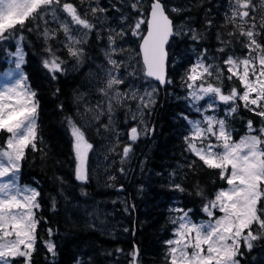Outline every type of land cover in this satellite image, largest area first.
<instances>
[{
  "label": "snow or ice",
  "instance_id": "6c2138e0",
  "mask_svg": "<svg viewBox=\"0 0 264 264\" xmlns=\"http://www.w3.org/2000/svg\"><path fill=\"white\" fill-rule=\"evenodd\" d=\"M184 11L176 0H0V47L9 45L3 48L8 66L0 68V135L4 136L0 142V264H33L40 224L36 213L41 208V192L20 182L27 150L42 151L37 144L42 142L38 91L24 70L26 33H35L42 42L41 65L53 81L58 74L67 75L70 62L78 70L91 59L86 45L93 34L102 45L103 60L96 63V71L87 74L90 87L74 90L75 114L64 116L73 175L83 196L88 195L84 186L92 179L89 161L95 151L87 129L99 124L97 134L103 128L110 137L107 152L117 153L124 134L118 127L117 112L123 111L125 125L133 122L126 132L130 143L117 153L118 171L126 175L124 165L133 144L141 135L155 131L146 117L158 103L159 87L173 83L168 76L169 62L173 67L186 65L180 86L187 110L177 118L183 122L182 141L189 158L178 166L179 172L173 169L168 174L166 187L172 193L199 197L200 212L207 219L196 220L192 208L174 201L168 218L171 236L163 241L165 264H243L258 247L264 256V0H228L216 32L219 47L213 54L199 44L214 20L206 14L203 31L193 27L187 16L177 24L175 17ZM177 37L192 41L185 52L172 51ZM236 44L246 51L238 55ZM188 50L193 55H187ZM61 51L67 59L58 54ZM225 81L230 82L227 90ZM59 92L57 88L53 95ZM241 106L259 117V127L249 119L245 133L236 139L233 122ZM57 107L65 110L63 103ZM105 116L107 123L101 121ZM185 168L191 172L212 170L221 185L210 196L199 181L189 190L176 180L178 175L181 180L187 178ZM107 175L112 183L106 187L116 186V176ZM56 179L60 186L50 198L53 212L58 209V197L69 200L64 178ZM143 189L141 184L139 190ZM123 190L120 184L118 191ZM123 203L125 212L135 211V204ZM73 207L104 224L99 220V208L88 211V205L81 208L79 202ZM87 227L95 229L97 223L87 222ZM47 233L51 237L52 228ZM44 246L54 260L55 243L46 239ZM85 255H77L73 264H93ZM128 256V264H140L135 245ZM253 262L264 264V259L253 256L249 264Z\"/></svg>",
  "mask_w": 264,
  "mask_h": 264
},
{
  "label": "trees",
  "instance_id": "16d2710c",
  "mask_svg": "<svg viewBox=\"0 0 264 264\" xmlns=\"http://www.w3.org/2000/svg\"><path fill=\"white\" fill-rule=\"evenodd\" d=\"M104 2L107 3V0ZM176 3L185 8L184 12L175 17L177 24L187 16L191 18L193 27L203 31L206 14L207 18L214 20V26L207 31L199 47H207L210 54L215 53V49L219 47L216 32L223 23L228 0H176ZM53 43L55 44L54 41ZM191 44L192 41L177 37L172 41V51L185 52ZM7 47L9 45L0 47V68L6 62L3 48ZM101 47L93 34L90 43L86 45L91 59H86L78 70H70V62L67 65L69 69L67 75L58 74V79L53 81L41 65L42 42L37 39L35 33H26L27 63L24 70L29 75L32 87L38 91L40 109L37 122L39 136L42 138V142L37 141L38 148L42 151L27 150L20 174L21 183L32 184L41 192L39 197L41 208L36 213L40 218V224L37 229L33 264H73L74 258L82 253L87 254L84 256L85 259L90 256L93 264H128L130 259L128 253L134 245L139 249L140 264H165L163 241L171 236L168 218L169 208L175 206L174 201L179 200L183 207L192 208L194 210L192 215L196 220L206 218L200 212L202 201L199 197L189 196L187 192L172 193L166 187L168 174L173 169L179 172L178 166L186 163L189 158V154L184 152L182 141L183 122L177 118L178 113L187 110L182 99L185 92L180 86V77L186 65L173 67L171 61L168 76L173 83L159 87L158 103L151 115L146 117L149 120V127H154L155 131L148 136L141 135L133 144L131 157L124 165L127 174L119 173L120 159L114 156L111 174L116 176V186L106 187L107 183H112L108 177L92 173L91 181L84 186L88 195H81L78 182L73 175L74 160L64 116L68 112L75 114L74 90L86 91L89 88L87 74L91 70L90 67L102 59ZM235 51L239 55L246 50L236 44ZM58 54L67 59L65 51ZM187 55L193 54L188 50ZM57 88L60 92L53 95ZM61 103L64 104V111L57 107ZM249 119H253L256 122L255 127H259V117H255L241 106L233 122V127L239 134L245 132ZM129 124L130 122L120 127L125 133V142H128L126 132ZM3 139L4 136L0 135V142ZM101 144L104 145L103 142ZM183 171L187 173V178L181 180L178 175L176 180L189 190H192L193 185L199 181L206 194L210 196L221 185L218 175L212 170L205 168L191 172L185 168ZM56 177L64 178L65 194L69 200L66 202L62 197H58V209L53 212L50 198L57 195L60 186ZM120 184L124 185L123 191H118ZM141 184L144 186L143 191L139 190ZM125 200L129 205L135 204V211H124ZM77 202L81 208L88 205V211L99 208L101 213L99 220H103L104 224L100 225L95 217L89 218L83 211L75 209L73 205ZM91 221L97 223V228L87 227V222ZM48 228L53 230L51 237L48 236ZM125 228L129 231L125 232ZM46 239H51L56 245L57 255L54 260L44 246ZM117 248L123 251L117 253L115 251ZM108 252L112 254L108 255ZM253 256L264 259L258 247L243 264H249Z\"/></svg>",
  "mask_w": 264,
  "mask_h": 264
},
{
  "label": "rangeland",
  "instance_id": "374dc122",
  "mask_svg": "<svg viewBox=\"0 0 264 264\" xmlns=\"http://www.w3.org/2000/svg\"><path fill=\"white\" fill-rule=\"evenodd\" d=\"M102 60H103V55H102V59L100 61H98L97 63L101 62ZM95 65H96V63H94L93 66L90 67V69H91L90 71H96ZM7 66H8V64H7V59H6V62H4V64L1 65V68L7 67ZM69 67H70V70H73L72 63L69 64ZM89 87H90V85H89ZM225 87L227 90V88L230 87V82L225 81ZM96 99H97V97L95 95H93L91 97L92 103H95ZM80 107H81V111H83V106L81 105ZM220 114L223 115V111H221ZM116 118H117V123H118L119 128L121 126L125 125V123H124L125 117H124V113L122 110L117 112ZM101 121L103 123H107V116L102 117ZM129 122H130L129 127H131L133 122L131 120ZM98 127H99V124H95V126L87 129L88 138H89L90 142L94 143V145H95V151L91 152V154H90L89 166L92 169V173H94V174L100 173L104 177H108L107 174H111L112 166H113V163L115 162L113 157L117 156L119 158V155H117V153H122V149H123V145L125 144L126 137H125V133L123 131L124 134H122L120 136L121 143H120L119 147L117 148V153L107 152V146L109 144L108 141L110 139L109 134L106 133L103 128H99V134H97V128ZM121 130H123V129H121ZM239 135L240 134L237 135L236 139H239ZM102 142L104 143L103 146L101 144ZM105 155H107L109 157L108 160H105ZM107 166H108V168H107ZM205 219H207V217Z\"/></svg>",
  "mask_w": 264,
  "mask_h": 264
},
{
  "label": "bare ground",
  "instance_id": "6f19581e",
  "mask_svg": "<svg viewBox=\"0 0 264 264\" xmlns=\"http://www.w3.org/2000/svg\"><path fill=\"white\" fill-rule=\"evenodd\" d=\"M205 15V14H204ZM209 17V16H208ZM210 18V17H209ZM184 91V90H183ZM120 119V118H119ZM241 119V118H240ZM240 130V129H239ZM238 133V132H237ZM109 142V141H108ZM182 150V149H181ZM150 154V153H149ZM147 159V158H146ZM117 160V159H116ZM119 164V163H118ZM118 169V168H117ZM159 177H161V176H159ZM163 179V178H162ZM103 193V192H102Z\"/></svg>",
  "mask_w": 264,
  "mask_h": 264
}]
</instances>
